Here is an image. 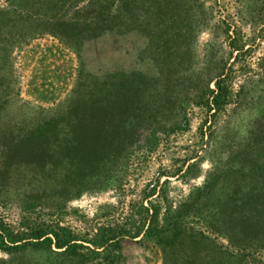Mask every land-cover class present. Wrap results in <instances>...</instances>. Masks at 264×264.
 I'll list each match as a JSON object with an SVG mask.
<instances>
[{
  "label": "rangeland",
  "instance_id": "rangeland-1",
  "mask_svg": "<svg viewBox=\"0 0 264 264\" xmlns=\"http://www.w3.org/2000/svg\"><path fill=\"white\" fill-rule=\"evenodd\" d=\"M162 1L178 11L174 24L154 29L147 51L137 35L124 60L149 96L136 142L84 174L63 169L48 184L55 196L0 203V264H163V243L179 231L201 233L213 257L229 247L214 229L233 226L241 204L264 192V0ZM30 8L0 0L3 121L61 114L110 67L94 52L104 54L101 42L80 70L72 47L25 16ZM43 228L76 247L23 246ZM3 235L23 240L4 245Z\"/></svg>",
  "mask_w": 264,
  "mask_h": 264
},
{
  "label": "trees",
  "instance_id": "trees-1",
  "mask_svg": "<svg viewBox=\"0 0 264 264\" xmlns=\"http://www.w3.org/2000/svg\"><path fill=\"white\" fill-rule=\"evenodd\" d=\"M24 2L32 8L26 9L25 16L43 23L39 32L57 37L76 51L80 70L85 68L82 53L101 42L108 43L104 54L100 56L97 49L94 52L110 67L92 94L77 93L61 114L0 120V203L14 202L21 208L32 206L48 192L55 193L57 189L48 184L63 169L71 175L84 174L94 165L120 156L136 142L142 121L140 106L148 103L149 96L142 74L126 66L124 60L139 50L134 41L137 35L146 36L143 51H147L154 29L163 32L178 14L162 0ZM231 221L234 225L230 228L214 229L229 245L214 246L215 256L202 247L207 248L201 233L179 231L163 243V264H264V192L251 195ZM20 240L1 236L4 245ZM30 240L23 246H46L62 254L76 247L73 237H61L50 228L39 230ZM89 244L95 249L105 246L101 241Z\"/></svg>",
  "mask_w": 264,
  "mask_h": 264
}]
</instances>
